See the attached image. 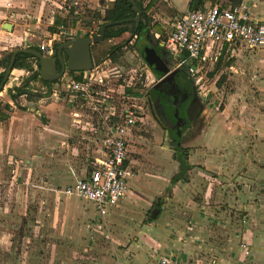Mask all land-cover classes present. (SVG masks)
Returning <instances> with one entry per match:
<instances>
[{"label": "crops", "instance_id": "obj_1", "mask_svg": "<svg viewBox=\"0 0 264 264\" xmlns=\"http://www.w3.org/2000/svg\"><path fill=\"white\" fill-rule=\"evenodd\" d=\"M111 1L113 0H96L97 4L103 6H101L103 9H99L102 15ZM221 1L229 2V0L219 2ZM244 1L248 2L254 14L264 13V0ZM174 2L176 0H173ZM54 4L59 5L58 0H0V63L4 58L10 61L8 55L19 48H39L42 42L47 41L38 42L41 40L39 30L44 25L43 19L46 18L44 15L49 10L53 11ZM211 4L213 3L206 2L203 8ZM52 16L55 17L54 14ZM7 23L12 25L11 30L5 27ZM52 24L56 26L55 22ZM60 25L56 26L57 30ZM47 32L48 35L45 36L48 38L52 31ZM99 32V29L96 33L86 31L84 35L73 36V39L93 36ZM100 43L92 45L94 66L97 65L96 59L101 55L96 47ZM136 48L135 46L134 49ZM244 51L247 50L236 51L232 58L224 60L227 62L226 68L234 71L231 60L239 52ZM256 51L264 52V49ZM31 60L40 71L37 59ZM5 67L0 66V73L6 70L2 69ZM221 68L224 69L222 66ZM169 70H175L174 66ZM26 72L29 71L14 68L12 73L16 82L7 83L0 93L6 100L4 108H0V114L8 115L7 118L0 117V168L6 167L14 160L10 156L6 162L4 154L6 152L17 154L21 149L24 150L28 137L30 148L33 145L35 158L33 162H36L33 166L39 178H36L37 183L40 187L44 185L50 187V192L36 195V198L42 201L39 204L42 207H37L40 213L38 218L41 219H37V222H42V218L46 217H49L50 222L35 224L34 228L35 231L41 230L45 225L46 230L52 235L45 240H36L33 236L26 239L23 237L26 235H20L14 242L11 238L12 231L0 228V264H158L159 257L170 252L180 255L181 264H264V218L259 216L258 219L256 215L264 217V203L245 198L244 193L248 189L245 187V179H248L250 169L245 166L237 176L239 180L237 193L231 191L227 195L221 193L216 181L218 183L219 178L223 182L228 181L225 178L228 171L222 170L220 162L216 161L217 158H204L207 156L206 152L215 151L214 147L218 146V141L214 147L212 145L211 150H206V145H203L195 152L191 151L190 154L188 152L186 161L189 167L179 179L176 177L181 174V150L170 146L168 151L173 154L170 161L171 174L154 178L152 174L145 173V169V172L135 169L136 163L140 165L142 163L140 159L133 158L131 152L134 143L142 134L135 137L129 153L135 171L130 180V190L117 205L111 206L104 216L98 213L92 202L77 196L63 195L61 189L76 178L86 175L91 159L87 152L81 155L80 152H83L81 148L77 149L74 145L70 148L66 138L69 136L68 132L73 130L72 120L78 113L69 108L72 105L64 97L58 96V90H52V85L62 83L63 78L52 81L51 84L41 76L39 80L33 82L41 81L45 84L48 87L46 95H38L39 107H28V112H25L26 103H20L19 99L25 96L27 100H32V96L36 95L33 92V82L29 86L32 93L29 97L26 94L18 95L15 88L24 84L26 80L21 82ZM12 95L16 98L13 99ZM41 97L47 98L48 103L41 101ZM52 98L55 100H51ZM57 104L69 110V120ZM202 135L200 132L197 139L199 140ZM164 140L168 139L164 137ZM184 149L188 151L187 147ZM74 150L78 151V156ZM193 154H200L202 159L193 162ZM31 161L32 159L28 160L29 163H32ZM211 173L214 176H209ZM231 183H234V180ZM248 192L252 193L250 188ZM21 196L24 195L16 193L17 200H20ZM159 200L162 201V210L153 214ZM17 204L15 214L23 215L18 228L24 229L26 233L30 231L26 224V216L29 213H26L24 205L20 209L21 203ZM83 204L87 206V210L83 208ZM45 205L50 207L46 209L48 210V213H45L46 217L42 215ZM158 213L156 219H149L150 215L155 216ZM94 231L96 236L105 238L100 244L93 240ZM53 233H59L60 240L54 239ZM243 243L249 245V255L245 254ZM81 249L86 251V255L79 258L76 255Z\"/></svg>", "mask_w": 264, "mask_h": 264}, {"label": "rangeland", "instance_id": "obj_2", "mask_svg": "<svg viewBox=\"0 0 264 264\" xmlns=\"http://www.w3.org/2000/svg\"><path fill=\"white\" fill-rule=\"evenodd\" d=\"M58 0V4H54L53 11L49 10L43 19L44 25L39 30V36L42 42L48 40L45 35H48L50 28H55L54 23L56 17L67 19V27L73 30H78V34L84 35L87 31L96 33L99 29L101 21L94 19L93 12L103 9L102 4H97L96 0ZM144 5H150L147 14L151 19V25L154 23H161L162 25L169 26L183 13L188 11L189 0H142ZM175 1V0H174ZM91 5V6H90ZM176 5V6H175ZM102 6V7H101ZM73 11V12H71ZM54 14L55 17L52 15ZM74 16H78L79 20L73 24ZM53 17V18H52ZM54 21V22H53ZM169 23V25H167ZM57 29V28H56ZM45 30L46 32H43ZM53 32V31H52ZM51 32V34H52ZM128 36V33L121 38H113L111 40L102 41L98 48V52L101 53L100 57L96 59L97 65L101 66L104 73L100 74L104 83L101 86L108 93L112 99L116 100V104L123 102V96L127 85H131L130 88L139 91L145 95L146 108H149V100L153 93V87L156 84V77L152 71L149 70V66L145 64V61L140 56L137 49H134L132 40L123 47V52L116 61H112L109 58V49L114 45L124 41ZM65 35L61 37L58 42L65 39ZM40 39V38H39ZM142 39L138 41V45L141 46ZM138 52H136V51ZM225 63V61L223 62ZM234 66V71L226 68V65L222 66L220 72L209 74L207 83L201 87L203 93L208 92V97L201 96L199 102V116H197L198 129L196 128L195 135L189 137V134L183 138L182 147H187L189 154L191 151L195 152L197 149H201L203 145H206V150H211L212 145L215 151L213 153L206 152L207 156L204 158L211 159L217 158V163L226 173L225 178L228 181H222L218 179L216 185L220 187L221 193L225 195L228 192H235L238 188L239 180L237 176L241 174L242 169L245 167L250 168L248 179H245V187L250 188L251 192L244 193L245 198H251V201H259L264 203V52L251 50L239 52L231 60ZM228 67V66H227ZM3 70L6 69L2 68ZM224 70V71H223ZM78 72H73L68 77L77 75ZM30 72H26L22 78L23 83ZM15 75L11 73L8 83H15ZM217 78V79H216ZM127 86V87H126ZM33 92L37 95L32 96V100H27L25 96L19 99V102H25V112H28V107H39L40 103L38 97L46 95L48 87L41 81L33 82ZM111 89V90H109ZM52 90H58V96L64 97L63 84L61 82L54 83ZM39 95V96H38ZM36 96V97H35ZM128 96V95H127ZM44 103H48L47 98L41 97ZM26 100V101H25ZM51 100H55L52 98ZM5 98L0 96V108L5 106ZM69 102V100H67ZM62 109V112L67 115L69 120V110L61 104H57ZM64 109H63V108ZM94 105L87 104L86 102H79L76 106H71V110H75L78 115L77 121L72 120L73 130L69 131L68 143L70 148L74 145L77 149L81 148L83 152L81 155L94 156L97 155V146L101 144V136L106 129V117L109 112L105 109L106 104L102 106V109L93 108ZM74 117V116H73ZM68 129H70L67 123ZM101 127L102 131L97 134L96 131ZM202 132V137L198 140L199 133ZM187 133V132H186ZM164 132L159 128L151 118L150 123L146 126L142 132V136L139 137L132 147V157L141 160L135 164V169L146 170L145 173L152 174L154 178L158 176H170L172 169H170V161L173 154L168 150L172 143L164 140ZM197 134V135H196ZM26 146L24 150L21 149L19 153L6 152V162L9 161L10 156L13 157V163L7 164L6 167L0 168V228H5L8 231H12V241H16L20 235L26 239L29 236H33L36 240H45L51 237L52 233L46 230L45 225L37 231H35L34 225H41L43 223L50 222L49 217H46L49 209V205L43 207L44 213L42 214L46 218H42V222H37L38 213L37 207H42L39 204L41 199L36 198V195L42 192H50V187L44 185L40 187L37 183L35 174V168L33 166L34 151L33 145L27 137ZM84 144H87L85 146ZM35 147V146H34ZM22 148V147H21ZM71 151V150H70ZM218 151V152H216ZM75 155L78 156V151H75ZM85 152V153H84ZM199 153V152H198ZM217 153V154H216ZM179 154V153H178ZM216 155V156H211ZM88 157V156H87ZM32 159V163L28 160ZM196 159H202L200 154L192 156V161L196 162ZM36 162L34 163V165ZM138 165V166H137ZM174 170V169H173ZM209 176H214L213 173ZM216 176V175H215ZM44 177V176H43ZM211 178V177H209ZM39 179V178H37ZM44 179V178H43ZM47 181L46 179H44ZM213 177L212 180L213 181ZM234 180V183H231ZM15 182L14 184L12 183ZM145 181V180H144ZM134 187V186H133ZM145 188L149 190V187L145 185ZM145 189V193H147ZM173 186L171 187V192ZM21 193L20 200H17L16 193ZM169 193V192H168ZM23 198V199H22ZM83 199V198H82ZM227 199V198H223ZM225 201V200H224ZM17 203H21V207L29 214L26 216V224L30 231L25 233V230L18 228L21 223L23 215L15 214L17 209ZM83 208L87 210V206L83 204ZM263 210V209H262ZM261 218L260 214H256ZM264 215V214H263ZM146 216V213H145ZM41 220V219H40ZM11 233V234H12ZM98 234V233H97ZM59 233H53L54 239H59ZM104 236V235H103ZM94 241L101 243L105 238L96 236L94 231ZM79 254L76 255L80 258L82 255H86V251L83 249L78 250ZM89 253H92L89 251Z\"/></svg>", "mask_w": 264, "mask_h": 264}, {"label": "built area", "instance_id": "obj_3", "mask_svg": "<svg viewBox=\"0 0 264 264\" xmlns=\"http://www.w3.org/2000/svg\"><path fill=\"white\" fill-rule=\"evenodd\" d=\"M162 30L154 32V36L175 59L174 68L186 69L200 89L207 83L208 75L220 72L221 63L232 58L236 51L264 49V13L254 14L244 0L238 3L221 1L205 8L188 9L171 25H162ZM77 34L78 30L61 24L57 32L39 45V49L52 56L63 35L72 39ZM102 68V65H95L91 70L78 72L63 86L65 99L72 106L86 102L97 110L106 104L109 114L101 144L96 149L98 153L90 157L88 172L60 192L67 197L77 196L92 202L98 213L104 216L130 190V180L135 175L129 159L130 146L145 130L152 116L145 106V95L139 91L129 94L125 90L124 101L116 104L101 86L104 83L100 76L104 72ZM127 86L130 88L131 85ZM201 93L207 98L209 91ZM100 130L101 127L96 133L100 134ZM242 248L249 255V245L243 243ZM158 264H181L180 255L173 252L162 254Z\"/></svg>", "mask_w": 264, "mask_h": 264}, {"label": "flooded vegetation", "instance_id": "obj_4", "mask_svg": "<svg viewBox=\"0 0 264 264\" xmlns=\"http://www.w3.org/2000/svg\"><path fill=\"white\" fill-rule=\"evenodd\" d=\"M140 39L143 42L140 44L141 46L138 45ZM132 40H135L133 45L137 47L136 49L145 61V64L149 66L148 68L152 69L146 56L143 54L144 48L146 47L155 48L169 68L175 65V59L169 54L162 43L157 41L154 36V31L143 34L142 36L135 35L129 42ZM177 71L179 72L178 75L175 74L168 77L159 86L154 85L153 93L149 100V108L153 122L161 128L165 133V138L168 139V142L172 143V147L175 149L184 148L182 147V140L186 134H189V137L195 135V130L196 128L198 129L199 125L197 123L199 118H197L199 116L198 104L201 96L203 98L201 89L194 83L188 72L181 69H177ZM71 73L66 68L65 75L63 74L64 77H62L63 85H66L69 79L68 75ZM152 73L156 77L155 83H158L166 76V74H160L156 70H152Z\"/></svg>", "mask_w": 264, "mask_h": 264}, {"label": "trees", "instance_id": "obj_5", "mask_svg": "<svg viewBox=\"0 0 264 264\" xmlns=\"http://www.w3.org/2000/svg\"><path fill=\"white\" fill-rule=\"evenodd\" d=\"M139 7L142 9V17L139 20L138 23L134 21H129V22H123V23H118L119 21H125L130 18H134L137 15L136 10L134 9L133 4L129 0H113L110 2L108 7L105 9V14L102 15L101 11H95L93 12V18L101 21V24L99 25V31L102 27L103 24L108 23V22H114L112 26H109L106 29V36L104 40H109L113 38H121L123 35L128 33L127 38L114 45L113 47L110 48L109 51V57L112 61H116L118 57L120 56L123 52V47L125 46L126 43H129V41L135 36H142L143 34H147L151 30L153 31H163L162 26L160 23H154L151 25V19L149 15L147 14V11L150 7V5L145 6L142 0H136ZM220 0H191L189 4V9H199L203 8L206 2H211L213 4L219 2ZM242 0H229V2L233 3H238L241 2ZM73 12V11H71ZM79 20L78 16H74V20L72 21L73 24H75ZM60 24H64L65 26L67 25V19H62L61 17H56L55 20V25L58 26ZM55 28H52L51 30L53 32H57L58 30ZM59 43L56 44V46ZM39 49V48H37ZM36 59L33 57L32 54L28 53H20L17 56V59L14 63V68H21V69H26L27 71L30 72V75L27 77L26 81L21 87H16V92L18 95L26 94L28 97L32 95L31 89L29 88L30 83L36 80L40 79V71L39 68L36 69L34 66V63L31 59ZM9 60L7 58H4L0 66H7ZM38 63V60L36 61ZM227 63V62H226ZM221 65H225V63H221ZM5 71L0 73V83L2 79L4 78ZM48 83V82H45ZM12 90H10L11 92ZM127 93L129 94H137V92H134L133 89L127 88ZM12 98L15 99V95H12ZM7 114H0L1 118H7ZM181 150V155H180V161H181V174L176 177V179H179L182 174H184L189 167V164L187 163V156H188V151L184 148H178ZM155 209L157 212H161L162 210V201L159 200L156 202ZM159 213L157 215H150L149 219L154 220L158 217Z\"/></svg>", "mask_w": 264, "mask_h": 264}, {"label": "water", "instance_id": "obj_6", "mask_svg": "<svg viewBox=\"0 0 264 264\" xmlns=\"http://www.w3.org/2000/svg\"><path fill=\"white\" fill-rule=\"evenodd\" d=\"M134 9L137 12V15L134 18L127 19L125 21H119L118 23L134 21L136 23L142 17V9L139 7L136 0H129ZM114 22H108L102 25L100 32L93 36H83L71 40L62 41L56 46L55 54L50 56L46 55L44 52H41L37 48H19L12 52L11 55H8L10 59L9 64L5 70L4 78L0 83V93L3 91L5 85L8 83L10 75L13 71L14 63L19 53H28L32 54L39 62L40 67V76L43 80L52 82L62 78L65 74L66 68L69 71H85L91 70L94 66L93 56H92V45L95 43H100L105 39L106 29L109 26H112ZM7 29L11 30L12 25L7 23L5 26ZM143 54L146 56V59L150 66L159 72L160 74H166V76L161 79L156 86L161 85L168 77L177 74V69L170 71L166 62L162 57L157 53L156 49L153 47L144 48ZM179 70V69H178ZM181 70H186L181 68ZM64 74V75H63ZM157 212L154 209L153 214Z\"/></svg>", "mask_w": 264, "mask_h": 264}]
</instances>
